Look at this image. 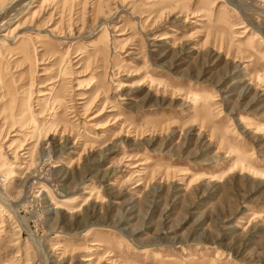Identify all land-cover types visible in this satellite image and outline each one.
<instances>
[{
  "label": "rangeland",
  "instance_id": "1",
  "mask_svg": "<svg viewBox=\"0 0 264 264\" xmlns=\"http://www.w3.org/2000/svg\"><path fill=\"white\" fill-rule=\"evenodd\" d=\"M0 191V264H264V0H0Z\"/></svg>",
  "mask_w": 264,
  "mask_h": 264
},
{
  "label": "bare ground",
  "instance_id": "2",
  "mask_svg": "<svg viewBox=\"0 0 264 264\" xmlns=\"http://www.w3.org/2000/svg\"><path fill=\"white\" fill-rule=\"evenodd\" d=\"M66 141H68V142H66V144L65 145H63V146H60V149L58 150V152H60L59 154H54L53 153V151L52 150H50L47 154H46V156L47 157H49L51 160H53L56 156H58L59 157V159H60V157L64 154V152H65V150L64 149H66L67 148V146L68 145H70L69 143V139H67ZM52 143V142H51ZM112 149V147L111 146H108V147H106V145H104V146H102V147H100V149H99V153L98 154H100L101 155V157L102 156H104L107 152H109L110 150ZM28 154L31 156V148L28 150ZM65 155V154H64ZM82 156V155H81ZM57 158V157H56ZM61 162V161H60ZM74 163L75 162H73V161H71L70 163H68V162H66V163H64L63 162V165H65V167H67V169L69 168L70 169V167H72V165H74ZM54 168H56V167H54ZM69 169H68V171H69ZM68 171H67V173H68ZM0 198L1 199H4V195L2 194V192L0 191ZM3 201H5V200H3ZM6 202V201H5Z\"/></svg>",
  "mask_w": 264,
  "mask_h": 264
}]
</instances>
